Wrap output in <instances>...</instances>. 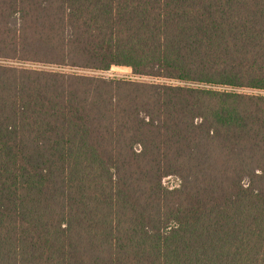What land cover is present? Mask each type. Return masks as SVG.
Returning a JSON list of instances; mask_svg holds the SVG:
<instances>
[{
	"label": "trees",
	"instance_id": "16d2710c",
	"mask_svg": "<svg viewBox=\"0 0 264 264\" xmlns=\"http://www.w3.org/2000/svg\"><path fill=\"white\" fill-rule=\"evenodd\" d=\"M0 264H264V0H0Z\"/></svg>",
	"mask_w": 264,
	"mask_h": 264
},
{
	"label": "rangeland",
	"instance_id": "374dc122",
	"mask_svg": "<svg viewBox=\"0 0 264 264\" xmlns=\"http://www.w3.org/2000/svg\"><path fill=\"white\" fill-rule=\"evenodd\" d=\"M76 72L79 73H87V74H93V75H101L104 77H109V78H125V79H139V80H144V81H149L151 79L146 78V77H138L133 74L132 70L130 68L126 67H112L109 71L106 72H94V71H83V70H75ZM244 92H255L252 90H244ZM164 183L166 186L169 187H176L178 185V180L169 177L164 180Z\"/></svg>",
	"mask_w": 264,
	"mask_h": 264
}]
</instances>
